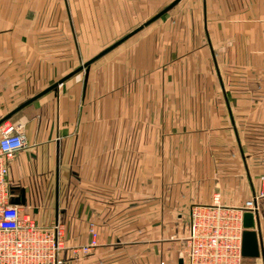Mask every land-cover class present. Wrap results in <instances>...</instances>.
Here are the masks:
<instances>
[{
    "label": "crops",
    "instance_id": "obj_1",
    "mask_svg": "<svg viewBox=\"0 0 264 264\" xmlns=\"http://www.w3.org/2000/svg\"><path fill=\"white\" fill-rule=\"evenodd\" d=\"M171 1L0 0V124L25 138L10 197L63 225L62 264H179L193 204L260 192L242 264H264V0H180L5 118Z\"/></svg>",
    "mask_w": 264,
    "mask_h": 264
},
{
    "label": "built area",
    "instance_id": "obj_2",
    "mask_svg": "<svg viewBox=\"0 0 264 264\" xmlns=\"http://www.w3.org/2000/svg\"><path fill=\"white\" fill-rule=\"evenodd\" d=\"M24 147L21 125L0 124V264H62L63 225L56 222L42 228L25 212L24 205L10 201L8 159ZM260 196L261 192L239 206H227L219 193H213L209 203L193 204L182 264H242V215L245 211L256 213ZM88 232L89 241L72 249L75 257L88 255L99 245L93 224H89Z\"/></svg>",
    "mask_w": 264,
    "mask_h": 264
},
{
    "label": "water",
    "instance_id": "obj_3",
    "mask_svg": "<svg viewBox=\"0 0 264 264\" xmlns=\"http://www.w3.org/2000/svg\"><path fill=\"white\" fill-rule=\"evenodd\" d=\"M179 1L180 0L171 1L167 6H165L158 13H156L151 18H149L147 21H145L142 25L138 26L136 29H134L129 34H127L126 36H124L120 40L116 41L115 43H113L109 47L105 48L104 50H102L94 58H92L91 60L83 63L80 67H78L77 69L73 70L71 73H69L68 75H66L62 79H60L57 82L53 83L52 85H50L49 87H47L46 89H44L43 91L38 93L37 95L33 96L32 98L28 99L27 101H25L24 103L19 105L12 112H10L5 118L11 116L14 112L18 111L20 108H22L26 104L30 103L34 99L38 98L39 96L43 95L44 93H46V92H48L50 90L56 89L57 86L60 85L65 79H67L68 77L74 75L78 71L84 70L85 74H87V72L89 70L88 67H89V64L91 62H93L95 59H97L98 57L102 56L103 54H105L106 52H108L109 50H111L112 48L117 46L119 43H121L123 40L128 38L130 35L134 34L135 32H137L138 30H140L144 26H146V25L150 24L152 21L156 20L158 17L163 15L165 12H167L170 8H172ZM84 83H85V81H84ZM0 123H1V121H0ZM10 201L12 203L18 204V205H24L25 204V198H24L23 194L21 195V197L19 199H15V200L11 199ZM242 226L244 228L243 232H242V240H241V254H242V256L244 258L258 257L260 255V245H259V237H258L257 230H256V213L254 214L251 211H245L243 213V215H242ZM182 263H183V260L180 259L179 260V264H182Z\"/></svg>",
    "mask_w": 264,
    "mask_h": 264
},
{
    "label": "rangeland",
    "instance_id": "obj_4",
    "mask_svg": "<svg viewBox=\"0 0 264 264\" xmlns=\"http://www.w3.org/2000/svg\"><path fill=\"white\" fill-rule=\"evenodd\" d=\"M249 260H244L243 264H249Z\"/></svg>",
    "mask_w": 264,
    "mask_h": 264
}]
</instances>
